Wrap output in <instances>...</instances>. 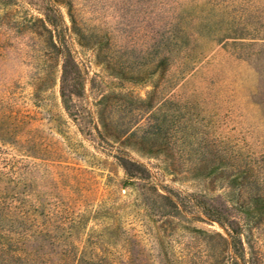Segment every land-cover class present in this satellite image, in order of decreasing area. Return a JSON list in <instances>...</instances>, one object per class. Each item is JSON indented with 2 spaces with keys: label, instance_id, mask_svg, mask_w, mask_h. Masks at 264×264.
<instances>
[{
  "label": "rangeland",
  "instance_id": "1",
  "mask_svg": "<svg viewBox=\"0 0 264 264\" xmlns=\"http://www.w3.org/2000/svg\"><path fill=\"white\" fill-rule=\"evenodd\" d=\"M199 200L264 264V0H0V234L32 251L16 263L229 264Z\"/></svg>",
  "mask_w": 264,
  "mask_h": 264
},
{
  "label": "trees",
  "instance_id": "2",
  "mask_svg": "<svg viewBox=\"0 0 264 264\" xmlns=\"http://www.w3.org/2000/svg\"><path fill=\"white\" fill-rule=\"evenodd\" d=\"M69 63L70 61L68 59L64 60L61 86L62 99L68 109H70L71 105L74 104L72 97V94L74 93L71 89H69V87L70 81L75 80V77H72L69 71ZM118 161L124 169L128 179L139 180L144 184L142 185L144 190H152L154 186L148 179V176L146 175L148 173L142 165L127 157H119ZM155 196L161 199H171V202L173 201L171 196L161 194L158 189L155 190ZM189 199V202L186 204L192 203V198L190 197ZM198 204L199 205H196L200 208L201 214L204 215L203 217H199L201 221L218 222V224L225 230L227 236L224 238V241L227 247L228 259H230L229 264H257L252 257L246 256L240 225H238L236 221L229 219L227 216L220 215L219 213L213 215L215 213L209 211L210 205H208L206 201L199 200ZM173 206L179 209V206L176 203L173 204ZM5 209L8 208L0 202V217L4 213L6 214ZM24 233L21 228L19 232L15 233V237L0 234V264H17V261H22V259L26 258V256L32 255V251L28 252L27 246L25 247V240L27 237Z\"/></svg>",
  "mask_w": 264,
  "mask_h": 264
}]
</instances>
